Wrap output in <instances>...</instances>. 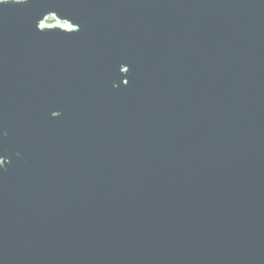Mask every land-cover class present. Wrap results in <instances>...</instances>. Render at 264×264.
<instances>
[{
  "label": "water",
  "instance_id": "obj_1",
  "mask_svg": "<svg viewBox=\"0 0 264 264\" xmlns=\"http://www.w3.org/2000/svg\"><path fill=\"white\" fill-rule=\"evenodd\" d=\"M0 264H264V0H0Z\"/></svg>",
  "mask_w": 264,
  "mask_h": 264
},
{
  "label": "rangeland",
  "instance_id": "obj_2",
  "mask_svg": "<svg viewBox=\"0 0 264 264\" xmlns=\"http://www.w3.org/2000/svg\"><path fill=\"white\" fill-rule=\"evenodd\" d=\"M44 25H46V26H52V25L63 26V25H66V24L63 23V22L58 21L55 17L51 16V17H49L48 19H46L44 21Z\"/></svg>",
  "mask_w": 264,
  "mask_h": 264
},
{
  "label": "built area",
  "instance_id": "obj_3",
  "mask_svg": "<svg viewBox=\"0 0 264 264\" xmlns=\"http://www.w3.org/2000/svg\"><path fill=\"white\" fill-rule=\"evenodd\" d=\"M48 18H49V17H48ZM48 18H47V19H48ZM63 23H64V22H63ZM65 24H66V25H63V26H62L63 28H66V29H70V28H71V26H70L68 23H65Z\"/></svg>",
  "mask_w": 264,
  "mask_h": 264
},
{
  "label": "snow or ice",
  "instance_id": "obj_4",
  "mask_svg": "<svg viewBox=\"0 0 264 264\" xmlns=\"http://www.w3.org/2000/svg\"><path fill=\"white\" fill-rule=\"evenodd\" d=\"M125 83H127V81Z\"/></svg>",
  "mask_w": 264,
  "mask_h": 264
}]
</instances>
